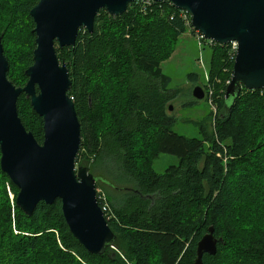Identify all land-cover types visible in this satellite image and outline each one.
I'll use <instances>...</instances> for the list:
<instances>
[{
  "label": "trees",
  "instance_id": "obj_1",
  "mask_svg": "<svg viewBox=\"0 0 264 264\" xmlns=\"http://www.w3.org/2000/svg\"><path fill=\"white\" fill-rule=\"evenodd\" d=\"M38 1L0 0L7 78L16 87L26 85L33 64L30 11ZM186 16L169 2L140 0L117 17L100 11L92 33L81 29L73 46L57 48L81 126L76 164L96 178L116 241L102 255L88 253L70 232L60 201L42 202L25 215L16 205L18 189L0 168V264H194L210 227L217 252L205 254L203 264H264V90L243 89L227 100L235 54L230 44L212 43L213 133L203 127L200 138L174 132L169 104L177 91L161 64L182 35L197 34ZM17 110L42 143V118L25 94ZM160 155L179 162L157 173Z\"/></svg>",
  "mask_w": 264,
  "mask_h": 264
},
{
  "label": "water",
  "instance_id": "obj_2",
  "mask_svg": "<svg viewBox=\"0 0 264 264\" xmlns=\"http://www.w3.org/2000/svg\"><path fill=\"white\" fill-rule=\"evenodd\" d=\"M137 1L39 0L30 11L36 39L24 87H16L7 78L10 66L0 38L1 171L18 189L16 205L25 215L31 216L42 202L53 205L60 201L70 232L95 255L112 248L116 236L98 203L96 178L76 164L81 126L69 96V70L59 62L57 48L73 46L81 29L92 33L100 11L117 17ZM148 1L169 2L187 13L191 28L206 41L237 43L233 76L225 91L227 100L235 99L243 89L264 90V0ZM22 94L42 118V143L25 129L18 115ZM193 97L203 100V89L196 86ZM217 243L210 227L197 244L194 264H203L205 254L215 255Z\"/></svg>",
  "mask_w": 264,
  "mask_h": 264
},
{
  "label": "rangeland",
  "instance_id": "obj_3",
  "mask_svg": "<svg viewBox=\"0 0 264 264\" xmlns=\"http://www.w3.org/2000/svg\"><path fill=\"white\" fill-rule=\"evenodd\" d=\"M212 53V49L190 31L179 38L171 57L161 64L163 75L171 78L169 88L177 91L176 99L169 104L176 119L173 130L188 138H200L201 127L213 133L216 110L208 99V75ZM192 74L195 76L190 79ZM196 86L203 89V100L193 97ZM178 162L179 159L175 156L160 155L154 159L153 166L157 173L162 174ZM10 198L13 201L11 193ZM251 221L252 219L248 218L245 223Z\"/></svg>",
  "mask_w": 264,
  "mask_h": 264
},
{
  "label": "built area",
  "instance_id": "obj_4",
  "mask_svg": "<svg viewBox=\"0 0 264 264\" xmlns=\"http://www.w3.org/2000/svg\"><path fill=\"white\" fill-rule=\"evenodd\" d=\"M148 1V0H147ZM149 2V1H148ZM184 12V11H183ZM185 13V12H184ZM187 14V13H186ZM188 15V14H187ZM185 19H186V17H185ZM197 35V37H198V39L200 40V41H204V42H206V44L205 45H209V46H211L212 45V42H209V41H206V40H204V38L199 34V33H197L196 34ZM230 47H231V54H235V56H236V52H237V43H235V42H232V43H230ZM234 59H235V57H234ZM229 84V83H228ZM210 94H211V92H210ZM97 192H99V191H97ZM100 199L101 198H104V197H99ZM98 198V199H99ZM103 210V212L105 211V208H103L102 209Z\"/></svg>",
  "mask_w": 264,
  "mask_h": 264
},
{
  "label": "bare ground",
  "instance_id": "obj_5",
  "mask_svg": "<svg viewBox=\"0 0 264 264\" xmlns=\"http://www.w3.org/2000/svg\"><path fill=\"white\" fill-rule=\"evenodd\" d=\"M189 16V15H188ZM188 16H186V17H188ZM187 20V19H186ZM188 21V20H187Z\"/></svg>",
  "mask_w": 264,
  "mask_h": 264
}]
</instances>
